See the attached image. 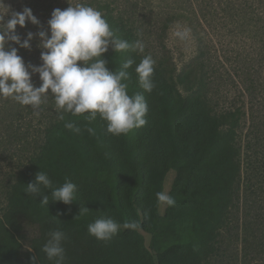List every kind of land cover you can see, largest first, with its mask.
Masks as SVG:
<instances>
[{
  "label": "trees",
  "instance_id": "trees-1",
  "mask_svg": "<svg viewBox=\"0 0 264 264\" xmlns=\"http://www.w3.org/2000/svg\"><path fill=\"white\" fill-rule=\"evenodd\" d=\"M76 3L99 10L118 37L145 45L143 52L109 47L102 58L110 71L121 70L128 59L135 61L126 70L130 79L123 82L129 95H144L147 123L117 136L106 131L99 116L89 122L87 114L65 113L60 120L51 98L41 105L39 116L30 106L0 98V157L14 161L2 194L0 264H30L32 256L38 264H54L41 249L57 228L66 236L65 264H152L138 230L121 228L102 242L87 227L107 216L121 224L137 221L140 230L154 235L160 229L156 193L171 171L180 173L172 196L178 211L169 219L178 231L171 245L153 251L164 264L207 263L219 253L221 230L239 221V213L243 232L264 217L256 214L264 211V0H3L8 9L4 22L25 7L40 22L34 26L26 21L15 30L21 42L27 33L34 34L30 49L11 42L6 48L16 47L25 65L40 66L35 34L48 32L54 9ZM202 21L212 33L231 28L237 48L226 61L237 80L216 61ZM176 23L187 26L197 45L195 57L180 68L166 43ZM146 55L155 60L151 93L141 88L135 72ZM31 80L40 86L38 74ZM67 121L81 131L66 129ZM39 171L54 187L74 183L75 201L51 203L45 189L47 207L27 193ZM80 208L88 211L79 214Z\"/></svg>",
  "mask_w": 264,
  "mask_h": 264
},
{
  "label": "clouds",
  "instance_id": "clouds-1",
  "mask_svg": "<svg viewBox=\"0 0 264 264\" xmlns=\"http://www.w3.org/2000/svg\"><path fill=\"white\" fill-rule=\"evenodd\" d=\"M0 5L5 9L0 13V98H11L21 106H30L37 116L42 110L41 105L51 98L60 120H65V113L72 116L87 114L85 118L89 122L99 116L105 122L106 131L117 136L127 135L147 123L149 109L144 95H129L128 84L123 82L130 79L126 70L135 61L128 59L121 70L110 71L108 62L102 58L109 47L113 52H143L145 45L141 40L129 43L118 37L99 10L76 3L64 10L56 8L52 11L47 21L48 32L41 30L35 34L40 41L38 47L41 49L42 63L40 66L25 65L17 48H6V45L11 42L19 48L30 49L34 34L27 33L21 42L15 30L17 26L24 28L26 21L34 26L40 22L27 7L20 12H12L4 22L8 9L3 0H0ZM176 29L174 36L184 39L187 29L180 30V25ZM154 65L152 56L146 55L135 68L139 85L148 93L155 88ZM33 74L39 75V87L32 83ZM64 127L74 133L81 131L72 121L65 122ZM87 131L95 135L93 128L88 127ZM26 188L27 193L38 197L40 203L47 207L50 202L49 195H44L45 189L50 190L51 203L71 205L75 201L74 183L65 181L61 186L54 187L52 180L43 171L36 173L34 182ZM156 199L169 207L176 204V200L164 191L157 192ZM87 211L86 208H80L79 214ZM121 228L140 230L141 226L137 221L121 224L111 217L100 216L88 225L87 231L96 240L106 242ZM65 239V233L60 228L48 233L41 251L54 264H65ZM30 264H38L35 256L30 258Z\"/></svg>",
  "mask_w": 264,
  "mask_h": 264
},
{
  "label": "rangeland",
  "instance_id": "rangeland-1",
  "mask_svg": "<svg viewBox=\"0 0 264 264\" xmlns=\"http://www.w3.org/2000/svg\"><path fill=\"white\" fill-rule=\"evenodd\" d=\"M205 22L202 21L204 28L209 32L207 40H212V45L216 49L217 62H220L227 69L228 73L235 76L234 71L230 68V63L226 61V57H233L237 46L234 43L233 36L228 33V30L219 29L212 33L209 28H207ZM180 25V30L187 29V35L184 39L174 36V31L177 30L176 26ZM242 39V37L240 36ZM206 40V42H207ZM221 41V42H220ZM167 47L173 53L177 67L186 63L189 59L195 57L197 51V45L193 39L187 26L183 23L174 24L168 33ZM229 52L228 55L224 53ZM225 57V58H224ZM235 80H237L234 77ZM235 87H232V92H235ZM1 152V149H0ZM8 159H3L0 157V209L3 203V190L4 186L7 185L12 177L9 175V169L11 164ZM10 164V165H9ZM180 173L169 172L163 180L162 191L167 192L169 195L173 196L178 181L180 180ZM259 195V194H258ZM264 201V199H263ZM156 212L154 213L157 217H160V229L154 234H148L144 230H138L142 237L143 250L147 253L148 262L152 264H164L157 258V253L153 249L161 252L165 247H168L173 242L176 237L178 228L175 227L169 220L178 211L176 206L169 207L167 205L155 203ZM264 206V203H263ZM264 211H259L256 214L263 215ZM241 220V214H238ZM255 215V214H254ZM261 223L256 225L251 223L253 227L248 231L243 232L241 227V221L236 219L228 228L221 230V237L219 243V253H216L207 260V263L203 264H264V217L260 218ZM259 220V218L257 219ZM256 220V221H257ZM149 225V222L146 223ZM148 227V226H147ZM256 236V238H252ZM147 264V262H146Z\"/></svg>",
  "mask_w": 264,
  "mask_h": 264
}]
</instances>
